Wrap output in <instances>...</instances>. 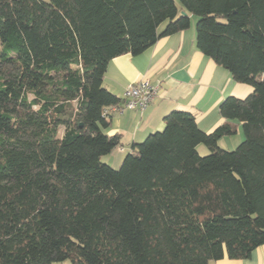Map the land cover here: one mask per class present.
Segmentation results:
<instances>
[{"label":"trees","instance_id":"16d2710c","mask_svg":"<svg viewBox=\"0 0 264 264\" xmlns=\"http://www.w3.org/2000/svg\"><path fill=\"white\" fill-rule=\"evenodd\" d=\"M178 1L0 0V264H209L264 244V0ZM189 14L197 49L253 91L211 133L168 112L114 169L105 69Z\"/></svg>","mask_w":264,"mask_h":264},{"label":"crops","instance_id":"0c3cea01","mask_svg":"<svg viewBox=\"0 0 264 264\" xmlns=\"http://www.w3.org/2000/svg\"><path fill=\"white\" fill-rule=\"evenodd\" d=\"M175 5L178 14L186 12L179 1ZM188 17V28L159 37L138 55L124 53L109 61L101 83L120 99L119 106L128 84L146 78L155 87V95L145 109H123L110 114L109 125L104 132L120 135L117 146L120 150L115 147L108 156L113 163L122 162L125 146L130 150L131 143H139L149 133L162 130L163 116L168 112H189L195 117L199 129L211 133L227 121L220 113V102L228 97L243 99L253 91L250 85L236 82L228 70L197 49L194 42L196 17L192 14ZM165 25L166 22L162 23L157 31L161 32ZM231 122L236 128V138L227 143L229 135H224L217 140L219 147L226 150L243 138L241 123L237 120ZM106 163L113 166L108 161ZM209 264H264V244L244 260L225 256Z\"/></svg>","mask_w":264,"mask_h":264},{"label":"built area","instance_id":"2783aa9c","mask_svg":"<svg viewBox=\"0 0 264 264\" xmlns=\"http://www.w3.org/2000/svg\"><path fill=\"white\" fill-rule=\"evenodd\" d=\"M155 87L150 84L148 79L142 78L128 84L123 92V101L120 106H109L103 110L104 115H109L113 111H122L123 109L143 110L150 105L155 95Z\"/></svg>","mask_w":264,"mask_h":264},{"label":"rangeland","instance_id":"374dc122","mask_svg":"<svg viewBox=\"0 0 264 264\" xmlns=\"http://www.w3.org/2000/svg\"><path fill=\"white\" fill-rule=\"evenodd\" d=\"M176 2H178V1L176 0ZM156 131H157V130H156ZM60 134H61V133H60ZM227 138H228V139H226V141H227V143H228V142L232 141L234 138H236V134L229 135ZM229 140H230V141H229ZM223 142H224V141L222 140L221 143L223 144ZM226 145H229V144H226ZM236 145H237V144H236ZM236 145L228 146V147H231L230 149H233ZM117 149L120 150L119 147H117ZM197 150H198V154H200V155H206L207 152H208L207 148H206L202 143L198 145ZM124 151H125V152L123 153V156H125L126 153L129 152V148H128L127 146H125ZM109 154H110V153H108V154H106V155L100 157V158H101V161H102L103 163H106V161H108L109 163H111V164L113 165V166H111V165H110V166H111L112 168H114V169L119 168V166L121 165V162H120V164H119V162H117V163H113L111 157H108V156H110ZM112 154H113V153H112ZM123 156H121V157H123ZM105 160H106V161H105ZM106 164H108V163H106ZM108 165H109V164H108ZM67 263H68V262H67ZM67 263H66V264H67Z\"/></svg>","mask_w":264,"mask_h":264},{"label":"water","instance_id":"95a60500","mask_svg":"<svg viewBox=\"0 0 264 264\" xmlns=\"http://www.w3.org/2000/svg\"><path fill=\"white\" fill-rule=\"evenodd\" d=\"M181 13L184 14L185 12L182 11Z\"/></svg>","mask_w":264,"mask_h":264}]
</instances>
